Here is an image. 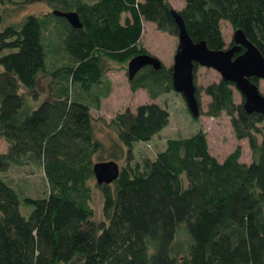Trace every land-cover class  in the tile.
<instances>
[{"label":"trees","instance_id":"obj_1","mask_svg":"<svg viewBox=\"0 0 264 264\" xmlns=\"http://www.w3.org/2000/svg\"><path fill=\"white\" fill-rule=\"evenodd\" d=\"M55 1L59 10L77 11L83 26L73 27L54 11L6 25L0 11V137L9 144L0 153V173L13 165H38L51 186L47 197L22 201L0 177V264H264V114L248 112L245 96L235 101L232 81L199 86V64L194 76L200 106L205 92L211 97L206 114L231 116L237 138L249 140L253 161H241L240 145L220 161L200 130L168 139L155 159L122 167L113 183H98L104 197L100 223L93 221L90 204L94 156L105 149L93 110L107 96L98 89L111 85L103 58L124 63L150 53L142 44L146 21L179 36L176 12L196 42L226 48V20L264 54V0H185L181 10L170 0ZM52 29L69 62L50 69L46 37ZM173 67L146 66L131 85L157 99L175 90ZM41 73L70 85L55 87L50 99L31 105L22 90H36ZM251 79L259 85V78ZM74 84L83 94L72 96ZM170 119V110L158 102L118 113L111 122L118 141L109 160H132L135 142L152 140ZM22 203L33 206L29 216Z\"/></svg>","mask_w":264,"mask_h":264},{"label":"rangeland","instance_id":"obj_2","mask_svg":"<svg viewBox=\"0 0 264 264\" xmlns=\"http://www.w3.org/2000/svg\"><path fill=\"white\" fill-rule=\"evenodd\" d=\"M86 1L93 3L96 0ZM170 3L176 10H181L185 5V0H170ZM56 5L60 6V3L55 0H15L13 3L0 4V11L6 17V25H9L19 23L31 14L38 16L52 14L55 9H60ZM221 27L226 41V48H229L237 29L226 20H222ZM46 41L49 46L50 69H53L56 65L69 62L68 55L62 48V40L56 29H52L47 33ZM142 44L150 53L158 56L167 68L174 65L179 46L178 36L170 35L164 31H157L152 27L151 22L146 21ZM170 58L173 60L171 63L168 62ZM129 62L130 60L122 63L103 58L106 76L111 85L107 88L104 87L105 90L98 89L107 96L101 97L100 106L93 110L97 136L105 144V149L94 156V163L101 162L100 160L109 161L111 157L112 144L118 141L116 127L111 124L116 115L127 108L135 111L140 104L151 102H158L170 110V124L154 136L152 140L135 142L132 160L129 161L126 156L117 160L120 168L129 163L134 166L137 162H142L145 157L155 159L159 152L166 149L168 139L190 137L200 130L205 131L210 151L220 161H223L239 145L242 147L241 161L245 163L253 161V152L249 140L247 138L241 140L237 138L231 116L226 112L219 117L206 114L211 97L205 92L201 93V115L195 117L191 113L182 93L172 90L161 94L157 99H152L146 88L134 89L129 78ZM221 78V73L213 68L205 66H199L198 68L197 84L199 86L219 81ZM57 79L52 73H41L36 90L23 88V94L29 104L40 105L52 97V91L55 87L61 84L70 85L69 81L64 79L63 83H57ZM259 87L264 94V79H259ZM71 92L74 97L83 94L77 84L71 86ZM234 92L235 101L242 103L244 95L237 88H234ZM259 137L262 140V136ZM8 147V142L0 137V153L6 152ZM0 177L7 180L18 191L22 201L28 196L33 198L47 197L51 192V186L44 169L38 165H13L8 171L1 172ZM91 189L92 199L90 204L95 211L93 221L100 223L104 219V197L96 178L91 181ZM21 210L25 216H29L33 206L22 203Z\"/></svg>","mask_w":264,"mask_h":264},{"label":"water","instance_id":"obj_3","mask_svg":"<svg viewBox=\"0 0 264 264\" xmlns=\"http://www.w3.org/2000/svg\"><path fill=\"white\" fill-rule=\"evenodd\" d=\"M54 14L66 18L70 24L79 28L83 26L77 11L54 10ZM180 27L179 46L175 55L173 70V86L185 97L191 113L195 117L201 115V106L196 91L194 76L195 65L213 68L219 71L222 78L236 84L238 90L245 96V108L248 112L256 111L264 114V94L252 77L264 79V54L252 42L242 29L236 30L235 45L221 50L211 49L206 41L196 42L190 36L186 23L179 12L175 13ZM244 53L236 56L241 48ZM156 70L163 68L164 63L150 53L139 54L129 62V78L132 80L146 66ZM121 168L115 160L101 161L94 165V173L100 185L111 184L120 176Z\"/></svg>","mask_w":264,"mask_h":264},{"label":"crops","instance_id":"obj_4","mask_svg":"<svg viewBox=\"0 0 264 264\" xmlns=\"http://www.w3.org/2000/svg\"><path fill=\"white\" fill-rule=\"evenodd\" d=\"M184 6H185V5H184ZM183 8H184V7H183ZM148 22H151V21H148ZM151 23H152V27H153V28L157 29V31H160V30H158L156 23H154V22H151ZM143 35H144V34H143ZM142 38H143V37H142ZM172 52H173V47H172ZM168 62H169V63L173 62L172 58H170V59L168 60Z\"/></svg>","mask_w":264,"mask_h":264},{"label":"flooded vegetation","instance_id":"obj_5","mask_svg":"<svg viewBox=\"0 0 264 264\" xmlns=\"http://www.w3.org/2000/svg\"><path fill=\"white\" fill-rule=\"evenodd\" d=\"M236 43H235V40H233L230 44V47L234 46Z\"/></svg>","mask_w":264,"mask_h":264}]
</instances>
